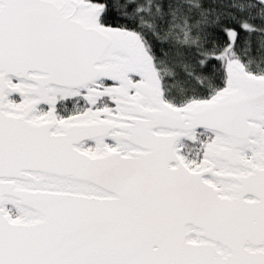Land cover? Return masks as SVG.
I'll use <instances>...</instances> for the list:
<instances>
[{"label":"snow or ice","instance_id":"obj_1","mask_svg":"<svg viewBox=\"0 0 264 264\" xmlns=\"http://www.w3.org/2000/svg\"><path fill=\"white\" fill-rule=\"evenodd\" d=\"M0 264H264V0H0Z\"/></svg>","mask_w":264,"mask_h":264}]
</instances>
